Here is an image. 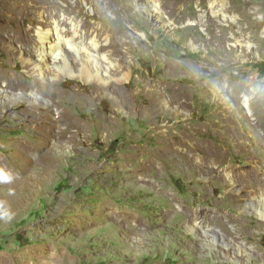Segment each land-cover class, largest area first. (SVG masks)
Masks as SVG:
<instances>
[{"label": "rangeland", "instance_id": "rangeland-1", "mask_svg": "<svg viewBox=\"0 0 264 264\" xmlns=\"http://www.w3.org/2000/svg\"><path fill=\"white\" fill-rule=\"evenodd\" d=\"M37 1L0 0V17L7 2L80 10L83 30H120L113 59L130 75L106 91L51 81L21 63L20 44L0 41L13 93L38 90L21 105L0 93V169L14 177L0 182V215H13L0 219V264H264V220L245 196L264 197V0H156L157 12L150 0ZM2 23L35 61L38 24ZM53 90L68 98L46 111ZM196 217L242 255L208 244Z\"/></svg>", "mask_w": 264, "mask_h": 264}, {"label": "bare ground", "instance_id": "bare-ground-1", "mask_svg": "<svg viewBox=\"0 0 264 264\" xmlns=\"http://www.w3.org/2000/svg\"><path fill=\"white\" fill-rule=\"evenodd\" d=\"M215 1L220 4L225 3V0H213V2ZM40 2L44 1H37V3ZM6 4L9 14L4 15L3 18L0 17V41H5L6 43V39L10 40L9 47H12L15 44H20L19 51H17V54H19L20 56L18 57L19 60L22 64H26L28 67H30L33 72L39 74L40 77L47 76V78L51 79V81H55V79H57L60 75H64L69 78H78L80 80H83V84L92 82L97 83L98 89L104 91L114 87L117 81H123L125 79L128 80L130 75L128 70L123 71L122 69H120L121 67L118 63L120 60L118 61L117 58L113 59L114 52L118 50L117 46H122L125 42L124 38L122 37V39L120 37V30H116V32L112 34H106L107 32L105 33V29L103 30L102 27H97L92 32H89V30L86 29L83 30V22L77 20V17L81 13L80 10L76 12L75 16H73L72 18H68L66 16L59 17L57 13H45V11H41L39 9L40 6H34L35 8L33 9L31 8L33 7V5H17L15 3L10 4L8 2ZM27 9H29L30 12ZM151 9L152 11L155 10L157 12L156 0H150V7L148 6L146 8V11L150 12ZM2 13L3 11L1 10L0 16ZM29 14H31V16ZM147 14L148 16H150V13ZM35 16L38 18L34 19ZM224 16L226 17V14H224ZM26 18L38 24L35 28V61H33L32 57H30L31 50H28V48L25 47L27 42L26 39L24 37L15 38L14 31L9 33V31L6 30L7 27L2 23V20L6 19L9 21L21 19L23 21V19ZM155 18L162 21L161 25L165 23V20L161 14L157 13ZM230 18L233 19V17ZM101 36H104L102 41L101 39H99V37ZM104 45H108L113 48L111 54L106 53L102 50ZM70 54L75 59L74 63H72L70 60ZM8 76L7 72L0 70V81L3 80V87L1 88L0 92L1 95H6L9 97L13 94H16L14 99L15 102L19 103V105L23 103L22 99L24 98V93L32 97H37L38 90L33 86L31 87V84H27L22 87L18 86L21 89L13 93L12 90H14L15 87L11 82V78ZM48 96L50 99L47 102V106L44 107L46 111L53 110L54 106L58 108L60 105V100L68 98V96L63 95L61 92H56L55 90L49 91ZM249 101L250 98L247 95H244L242 104L245 107L247 113H249L250 108ZM67 119L68 118L64 115V112L61 111V114L56 119V122L61 124L64 123V121L67 122ZM179 142L180 141L178 139H173V141H170V143L166 146H172L174 144H178ZM16 146L21 148L26 147V145L22 143H17ZM207 154L208 153H206V155ZM217 155L218 154L209 152V157L212 160L214 159V156L216 157ZM206 159H204L205 162L200 159L201 163L204 162V165H206L209 161ZM211 164H213V161L211 162ZM210 168L211 165L209 169ZM225 176L229 179V181H233L230 172L225 171ZM260 194H258L256 191L249 192L245 194V196L251 200V202L249 203L251 210H254L256 213H258V215L264 220V197H262V195L260 196ZM195 220V230L198 231L200 236L204 238V240L207 241L208 244L215 246L218 243L223 247L234 246L233 257H237L239 253L242 255L243 250L241 249L240 244L226 239L223 235L217 233L216 230L211 226L202 224L200 218L198 219V217H196Z\"/></svg>", "mask_w": 264, "mask_h": 264}, {"label": "clouds", "instance_id": "clouds-1", "mask_svg": "<svg viewBox=\"0 0 264 264\" xmlns=\"http://www.w3.org/2000/svg\"><path fill=\"white\" fill-rule=\"evenodd\" d=\"M13 179L14 177L12 174L4 169H0V182L11 183ZM9 194L12 193L10 192ZM0 219H3L5 222H10L13 219V215L10 212H4L2 215H0Z\"/></svg>", "mask_w": 264, "mask_h": 264}]
</instances>
